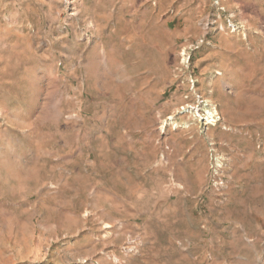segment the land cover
Here are the masks:
<instances>
[{
    "label": "rangeland",
    "instance_id": "obj_1",
    "mask_svg": "<svg viewBox=\"0 0 264 264\" xmlns=\"http://www.w3.org/2000/svg\"><path fill=\"white\" fill-rule=\"evenodd\" d=\"M0 264H264V0H0Z\"/></svg>",
    "mask_w": 264,
    "mask_h": 264
},
{
    "label": "bare ground",
    "instance_id": "obj_2",
    "mask_svg": "<svg viewBox=\"0 0 264 264\" xmlns=\"http://www.w3.org/2000/svg\"><path fill=\"white\" fill-rule=\"evenodd\" d=\"M208 118L209 121H213L211 118H213V111H208Z\"/></svg>",
    "mask_w": 264,
    "mask_h": 264
}]
</instances>
